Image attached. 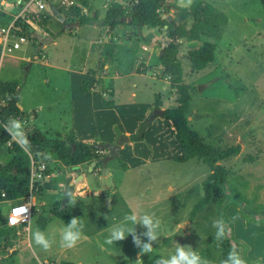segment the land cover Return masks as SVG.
Here are the masks:
<instances>
[{
	"label": "rangeland",
	"instance_id": "1",
	"mask_svg": "<svg viewBox=\"0 0 264 264\" xmlns=\"http://www.w3.org/2000/svg\"><path fill=\"white\" fill-rule=\"evenodd\" d=\"M204 1L228 17V23L215 41V59L194 72L184 55L192 46H182L177 57L184 83L195 89L186 114L189 126L214 147H239L238 154L219 162L227 172L224 193L212 198L190 219L193 206L202 196L201 182L209 174V168L196 159L175 162L173 157L179 155V145L169 122L158 116L147 121L148 115L130 137L134 144L131 154L126 152V156H118L117 163L113 162L117 169L109 187L114 185L115 189L103 191L104 195L108 192L111 204L107 203L109 196L104 199L87 196L76 199V205L72 200L68 203L72 208L70 220L79 218L84 224L77 246L60 247L59 230L65 223L48 211L52 197L53 204L60 203L63 192L52 191L53 180L47 182L48 187L39 182L42 188L38 197L43 198L45 205L37 207L38 214L30 217L27 231L16 238L14 253L2 255L0 264H137V259L142 264H154L156 259L174 254L176 244L190 246L211 264H220L233 247L241 251L247 264H264V0ZM175 4L181 6L179 0ZM203 13L210 15L206 9ZM185 23L186 33L197 27L190 16L185 18ZM206 31L212 33L209 28ZM25 32L27 41L2 55L0 81L17 84V104L27 115V123L49 138L55 130H63L60 128L70 124L68 115L60 113L61 105L56 104L67 97L60 85L66 81H61L65 79L63 72L40 64L35 55L54 64V54L60 53L56 58L62 56L64 65H71L70 61L75 63L76 59L67 60V46L73 40L66 35L59 39L57 46L39 49L41 43L34 33L43 37V32L34 27H28ZM169 92L164 94L165 108L175 106ZM137 96L146 101L150 99L147 94ZM33 109H36V118L31 116ZM22 123L25 132L26 123ZM143 123L146 125L141 129ZM74 132L75 139L87 142L94 141L98 135L104 136L86 128ZM56 134L61 135L62 131ZM58 137L54 135L50 139L60 140ZM7 147L10 146L7 144ZM6 149H0V162L9 158ZM103 151L98 154L103 156ZM140 158L142 161L150 158L151 162H142ZM54 159H42L49 176L64 171ZM121 164L128 165L124 173ZM220 198L224 203L218 207L216 201ZM136 213L154 214L161 222L153 251L142 257L131 236L114 245L104 243L114 225L121 223L125 215ZM40 216L45 218L43 229L38 226ZM4 217V207L0 204L1 226ZM220 218L230 231L223 240L216 241L213 222ZM135 227L137 234L146 231L139 225ZM37 229L55 241L49 250H43L31 240V234ZM142 240L147 242L144 237ZM0 250H4L2 245Z\"/></svg>",
	"mask_w": 264,
	"mask_h": 264
},
{
	"label": "crops",
	"instance_id": "2",
	"mask_svg": "<svg viewBox=\"0 0 264 264\" xmlns=\"http://www.w3.org/2000/svg\"><path fill=\"white\" fill-rule=\"evenodd\" d=\"M72 1L74 5L69 8L58 7L59 11L60 8L63 10L62 12L60 11L63 17L62 21L52 16L49 13V9H47L49 12L43 10L44 14H42L31 8L27 13L47 15L45 21H25L22 15L19 17L21 20L18 23H25V31L28 27H34L43 32V37H41H46V40L42 41L37 38L41 43L38 44L39 49L46 48L48 45L57 46L59 39L64 36L66 37V35L73 40L67 46V60L70 61L71 57L72 59H76L75 63L70 61L71 65H64L65 60L62 56L58 59L56 58L60 53L54 54V64L51 61L44 62L40 55H35L40 64L55 69L58 73L59 71L63 72L62 75H64L65 79L61 81H66L60 85L65 88L63 89L67 97L56 104L61 105V107L59 106L60 113L68 115L70 124L60 128L63 130H55L57 132H53L49 138L59 135L56 134L59 131H62L61 136H63L68 133L75 134L74 130L86 128L94 130V132L99 134L104 133V136L100 138V135H98V138L94 137V141L90 142L91 144L106 142L119 145L116 155L107 160L105 164H102L101 161L97 163L95 160H92L95 162V165L91 167V161H86L78 165L80 172L73 171L74 174L69 173V167L63 166L58 160L54 159L60 163L61 169L64 171L56 173L58 176L48 175L44 183L53 180L52 191L60 190L62 193L65 178L69 175L76 178L81 173V182L79 185H76V182V184H73L74 190L66 203L68 204L72 200L76 205V199L86 198L87 196H94L95 199H99L100 197L104 199L109 196V189L114 191V185L112 188L109 186L112 184L116 174L117 168L113 164L116 160L118 161L116 157L119 156L121 158V156H126V152L131 154L134 144L130 141V137L135 133L140 122L151 113L152 109L158 108L162 111L168 109L164 106L165 92L170 91L169 94L174 100L175 95L169 88L168 79L160 77L161 74H159V69L162 67L158 61V56L167 41L163 30L157 32L153 28L146 27L132 29L123 24H118L112 29H108L102 22L106 10L115 3L125 8L128 0ZM22 5L23 2L21 0H0V23L8 24L14 20L21 14ZM94 14L97 16L95 22L79 23L78 20L80 18ZM169 14L173 17L172 10H170ZM67 22H77L78 24L67 28L65 27ZM178 42L180 43L178 55L182 46H192L191 50L199 44V41L195 38L188 40L184 36ZM46 82H48L47 79ZM137 94H147V97L150 99L146 101L144 98H138ZM104 101H110V103H105ZM168 101L171 102V98ZM19 109L22 111L20 107ZM22 113L23 117L20 120L26 123L25 128L37 131L27 123V115L23 111ZM36 115V109L31 110L32 118H36ZM156 116L162 118L160 115H155L151 119L147 118V121L152 120ZM40 133L44 136L46 135V133ZM103 152L100 160L107 154L106 150ZM142 160L143 158H140V161ZM145 160L151 162L150 158ZM89 167L91 171H88ZM103 168H106L107 171L100 173V170ZM127 168L128 165L124 164V167H121L122 173ZM60 176H63L62 180ZM48 186L49 184L47 183L46 187ZM104 190L108 191L105 195L103 194ZM20 202L28 203L31 208L34 207L36 210L38 206L45 205L43 198L40 199L37 194L33 193L28 194ZM12 203L14 201H3L0 203L4 207L5 215ZM57 203L53 204L52 197V202L48 205L53 208ZM107 203L108 205L111 204L110 196L107 199ZM71 210L72 208L70 207V212ZM0 227L3 226L0 225ZM15 232L16 230L14 229L9 236L7 244L3 240H0V245L4 248V250H0V257L5 253H14L15 240L20 236V234L16 235ZM22 232L24 233V231Z\"/></svg>",
	"mask_w": 264,
	"mask_h": 264
},
{
	"label": "trees",
	"instance_id": "3",
	"mask_svg": "<svg viewBox=\"0 0 264 264\" xmlns=\"http://www.w3.org/2000/svg\"><path fill=\"white\" fill-rule=\"evenodd\" d=\"M23 0H21L22 2ZM178 0H136L130 5L127 2L125 8L119 4H112L105 12L102 22L112 29L118 24L127 25L132 29L142 27L153 28L157 32L164 31L167 38L166 43L161 49L158 61L162 67L160 77L168 79L169 88L175 95V106L163 110L162 118L169 122L172 132L179 145V155L173 158L177 162H185L190 159H196L209 168V174L201 182L202 196L193 206L190 219H193L196 212L205 206L212 198L224 193L226 181V169L219 164L220 161L235 156L239 152L237 145H230L223 148L214 147L193 130L186 118L190 97L195 89L184 83L182 66L179 58L180 43L178 42L183 36L188 40L195 38L199 41L197 47L187 51L185 58L189 62L191 69L200 71L211 64L215 59L216 44L215 41L220 36V32L228 23V17L215 7L204 0H193L188 7L178 6L175 4ZM75 8V7H73ZM204 9L208 10L210 15L205 16ZM173 11L171 20H166L169 11ZM60 11L63 10L60 8ZM36 16H38L36 14ZM47 15L38 16L40 20L45 21ZM192 17L195 20V27L192 32L186 33L185 18ZM120 17H129V20L120 21ZM21 19L17 21L20 22ZM97 20L96 14L82 17L79 23H90ZM34 21V20H33ZM38 22V21H36ZM25 30V23H18ZM42 24V23H41ZM209 28L212 33L206 31ZM204 30V31H202ZM186 33V34H185ZM34 39V37H31ZM211 38L213 40H211ZM17 84L10 81H0V149L7 148L9 158L5 162H0V194H5L0 200L20 201L29 194L28 189V172L30 158L21 148L11 140V137L4 131L3 125L10 117L21 119L22 111L17 106L18 95H16ZM110 103V101H104ZM144 124L141 125V129ZM25 134L31 142V153L33 161L39 159L47 160L55 158L63 166L71 167L79 165L86 161L95 160L100 163L101 155L99 150L94 149L90 142L75 139L73 133L63 136L59 134L60 140L50 139L38 131L26 129ZM10 142L11 146L7 147ZM72 143L75 148L72 149ZM118 159V157H116ZM124 167V164H121ZM47 173V171H46ZM43 186H47L42 181ZM42 184L36 183V189L33 194H39ZM224 199L216 201L218 207L222 206ZM55 217L61 219L65 224L70 221V207L68 204L63 209H59L58 203L50 209ZM38 211L32 207L31 216L37 215ZM0 240L8 243L9 236L14 227H9L5 219L1 221ZM38 226L45 227V218L39 217ZM62 264H74L72 262H62Z\"/></svg>",
	"mask_w": 264,
	"mask_h": 264
},
{
	"label": "clouds",
	"instance_id": "4",
	"mask_svg": "<svg viewBox=\"0 0 264 264\" xmlns=\"http://www.w3.org/2000/svg\"><path fill=\"white\" fill-rule=\"evenodd\" d=\"M181 6L188 7L193 0H179ZM4 131L11 137V139L21 148L26 154L31 153V142L27 138L22 121L17 118L10 117L3 125ZM236 217H233L235 220ZM133 225V226H129ZM136 225L141 226L146 231L139 234L136 232ZM161 222L155 218L154 214H130L125 215L123 221L114 225L109 232V236L104 243L107 245H114V242L123 241L128 236L132 237V242L136 248L140 250L139 256H144L153 251V244L159 239V229ZM213 227L216 229L215 239L221 241L226 237L230 231L226 222L220 218L213 222ZM84 224L79 218H72L70 222L64 224L59 230L60 247L63 249H72L77 246L82 239ZM146 238L147 242L142 240ZM31 240L36 246L43 250H49L55 241L48 238L44 232L37 229L31 234ZM137 264H142V260L137 259ZM154 264H211L206 258H202L198 251H194L190 246H181L176 244L174 254L167 258L161 257L154 261ZM220 264H247L243 258L241 251L237 247L230 249L227 257L223 259ZM259 264V262H258Z\"/></svg>",
	"mask_w": 264,
	"mask_h": 264
},
{
	"label": "built area",
	"instance_id": "5",
	"mask_svg": "<svg viewBox=\"0 0 264 264\" xmlns=\"http://www.w3.org/2000/svg\"><path fill=\"white\" fill-rule=\"evenodd\" d=\"M50 1L57 7L61 8H69L74 5L72 0H23L21 14L18 15L14 20L9 22L8 24H1L0 23V60L2 55L5 52L12 51L17 49L21 43H25L27 38L25 30L17 24L18 19L20 16L23 15L24 20H31L34 22L39 21L40 18L38 16L42 15L39 14L44 9H48L47 3ZM130 1V5L132 2H136V0H128ZM127 6V3H126ZM33 8L35 11L39 12L36 14L27 13L29 9ZM12 140V139H11ZM11 146L10 142L7 143ZM101 152V150H99ZM30 158V167L28 172V189L29 195L32 193L34 189H36V183L42 182L43 180L48 178L47 171V164L44 160H37L33 161L32 156L28 154ZM5 194L1 192L0 197L4 198ZM6 202H13L9 200H0V203ZM31 217V207L28 203H22L20 201L14 202L8 207L5 221L7 226L14 227L16 230V235H19L20 232L26 231V224L29 222Z\"/></svg>",
	"mask_w": 264,
	"mask_h": 264
},
{
	"label": "water",
	"instance_id": "6",
	"mask_svg": "<svg viewBox=\"0 0 264 264\" xmlns=\"http://www.w3.org/2000/svg\"><path fill=\"white\" fill-rule=\"evenodd\" d=\"M17 1H20V0H17ZM47 6H48V9L50 10V13H51L52 16H54L59 21L63 20V17L60 14V11H59V9H58V7L56 5H54L53 3L48 1ZM171 18H172L171 14H167L166 15V20L167 21L171 20ZM119 19H120V21H125V20H129L130 18L129 17H120ZM77 24H78L77 22H67L65 24V27L69 28V27H72L73 25L75 26ZM34 35L37 36V38L41 39L42 41L46 40V37L42 38V37L38 36V34H36V33ZM47 39H49V38H47ZM161 72H162V68L159 69V74H161ZM17 94H18V90L16 91V95ZM155 115L162 116L163 115V111L158 109V108H154L151 111V113L149 114L148 119H151ZM91 146L94 149H97V150H106L107 151V154L100 160L102 164H105L107 160H109L113 156H115L116 153H117V150L119 148L118 144H112V143H106V142L105 143H101V142L94 143V144H91ZM74 148H75V145L72 143V149H74ZM94 165H95V162L91 161L90 162V166L93 167ZM69 170L74 171V172L75 171L76 172H80V169H79L78 165H74V166L69 167ZM88 171H91L90 167H89ZM105 171H107V169L103 168L101 170V173H104ZM81 178H82V174L81 173H79L76 178H73L72 175H69L67 178H65V180H64V188H63V196H62V199H61V201L59 203V209H63L65 207L70 195L72 194V192L74 190L73 184L76 181L81 180Z\"/></svg>",
	"mask_w": 264,
	"mask_h": 264
}]
</instances>
